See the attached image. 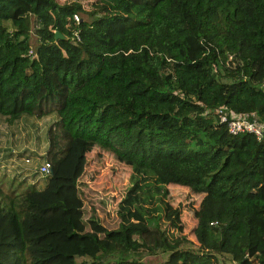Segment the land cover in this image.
<instances>
[{
    "label": "trees",
    "instance_id": "trees-1",
    "mask_svg": "<svg viewBox=\"0 0 264 264\" xmlns=\"http://www.w3.org/2000/svg\"><path fill=\"white\" fill-rule=\"evenodd\" d=\"M91 5L0 0V115L57 113L44 185L0 182V264H146L143 251L167 252L156 264H264V133H230L213 111L264 120V0ZM115 21L105 38L101 25ZM93 148L131 181L114 196L115 227L85 216L86 170L63 181ZM179 194L187 200L174 202ZM60 243L58 258L50 244Z\"/></svg>",
    "mask_w": 264,
    "mask_h": 264
},
{
    "label": "rangeland",
    "instance_id": "rangeland-1",
    "mask_svg": "<svg viewBox=\"0 0 264 264\" xmlns=\"http://www.w3.org/2000/svg\"><path fill=\"white\" fill-rule=\"evenodd\" d=\"M67 1V0H60ZM94 0H82L87 10H91L93 6L91 2ZM80 15V14H79ZM140 16H146L145 12L139 13ZM88 17V14H82ZM30 31V41L33 47L38 42L37 34L34 30V22ZM119 24L117 21L113 25L102 24L103 31L101 34L105 38H115L118 32ZM56 111L50 112L42 116L21 114L13 120L6 119L0 115V182L19 184V189L23 188L27 182H37V187H42L46 181L38 167L45 159V150L48 144L46 130L50 123L56 118ZM11 152V153H9ZM93 153L98 154V159L93 158ZM38 169V171H37ZM86 170L87 175L81 177L79 183V195L84 205L85 216L94 213L99 220L108 227H115L119 217L117 214V204L114 196L123 194L131 185V181L127 179L126 168L123 164L117 162L114 158L105 152L93 148L86 153V163L84 160L74 161L67 164L63 171V181L73 182ZM95 178V179H94ZM24 180V183L22 182ZM79 180V179H78ZM59 181H54L53 188L58 187ZM77 186V185H76ZM3 187H8L3 184ZM76 187L72 188V194L76 193ZM54 195L42 196L39 202L46 204L50 202ZM174 202L179 200L186 201V197L182 194L177 195ZM161 226L165 225V223ZM186 245L197 249V245L193 241H189ZM65 244H50L51 252L61 258L62 250ZM81 249L76 245L69 249L70 253H77ZM167 252L159 251L157 253H147L143 251L141 258L146 264H156L166 258Z\"/></svg>",
    "mask_w": 264,
    "mask_h": 264
},
{
    "label": "built area",
    "instance_id": "built-area-1",
    "mask_svg": "<svg viewBox=\"0 0 264 264\" xmlns=\"http://www.w3.org/2000/svg\"><path fill=\"white\" fill-rule=\"evenodd\" d=\"M73 18L78 20V14L74 13ZM77 38H79V35H77ZM28 53L34 55L35 47L31 45L28 49ZM213 111L216 119L219 122L225 123L230 133L249 132L254 134L258 139L263 136L264 120L252 119L245 112H236L223 105L215 107ZM38 168L42 174H48L51 171L50 163L47 160H43ZM232 264H235V262Z\"/></svg>",
    "mask_w": 264,
    "mask_h": 264
},
{
    "label": "water",
    "instance_id": "water-1",
    "mask_svg": "<svg viewBox=\"0 0 264 264\" xmlns=\"http://www.w3.org/2000/svg\"><path fill=\"white\" fill-rule=\"evenodd\" d=\"M59 36L64 37L60 32L55 31V38H58Z\"/></svg>",
    "mask_w": 264,
    "mask_h": 264
}]
</instances>
